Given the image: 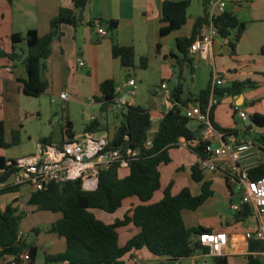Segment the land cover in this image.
<instances>
[{
  "label": "trees",
  "instance_id": "trees-1",
  "mask_svg": "<svg viewBox=\"0 0 264 264\" xmlns=\"http://www.w3.org/2000/svg\"><path fill=\"white\" fill-rule=\"evenodd\" d=\"M251 1V0H249ZM12 3V0H8ZM91 0H73V8H61L57 16L50 21V31L40 36L37 30H29L26 34L14 33L11 36L12 52L6 53L0 47V58H15L17 45L26 43V54L23 64L28 78L23 82V92L28 97L38 98L48 89V83L43 79L46 62L52 55L53 43L63 36L62 27L70 25L79 27L84 22V13ZM205 0V10L202 17L195 20L193 36L190 39H179L176 42L180 51V62L188 63L191 67L192 60L188 57V48L200 34V30L212 22L218 29L219 36L228 39L232 56H236L237 45L247 29V24L241 22L231 11L210 17L208 3ZM189 0L165 1L162 6L160 29L161 36L165 37L179 30L187 21ZM106 25L113 41L112 55L118 59L124 69L136 67V52L133 47L121 46L114 40L118 21L111 20ZM94 27V22L87 23ZM259 55L264 57V46ZM147 57H141L139 67H146ZM191 69H193L191 67ZM264 76V74H263ZM257 83L246 80L236 81L231 86L219 88L210 84L201 91L195 99L181 100L183 85L179 83L171 91V99L177 104L164 116L158 124L157 130L152 134L153 122L148 109L141 106L127 105L116 113L120 121L116 126L112 138L109 139L107 149H116L125 152L130 149L139 153L128 168V174L121 177L122 169L118 165L99 175V187L96 191L86 192L80 180L65 184L49 183L43 190L34 191L28 201L29 205L52 213H61L62 218L51 230L64 237L67 244L66 252L59 255L46 257V264L68 262V264H126V255L146 248L156 257L167 258L168 264H175L182 259L190 258L198 252L209 253V248L200 244L199 236L211 232L202 227L187 228L182 212L199 209L214 192L211 183L204 181V170L200 163L191 167V176L196 183H202L201 193L194 195L189 188L178 194L171 192V185L164 190V196L157 203H150L155 193L161 190L160 168L171 163L170 150L178 147L183 139L188 147L195 152L200 160L207 159L210 153L207 148L210 140L197 139L195 132L189 128L193 121L186 116L184 109L191 103H199L201 110L206 112L210 96L220 100L226 95L242 93L245 89L256 87ZM99 96L94 101L101 104V113L110 112L116 106L119 97L117 86L112 79L104 81L99 87ZM212 110L210 115L213 116ZM212 116L210 118H212ZM252 123L264 127V116L254 114L249 117ZM63 135L67 140L76 137L71 120H64ZM251 125L248 126L250 128ZM217 128V127H216ZM109 124L93 117L92 122L85 127L84 133L108 132ZM223 139L231 136L238 138L236 128H217ZM151 137L152 148L146 147V140ZM19 131L11 134V143L5 142V125L0 121V148L7 149L19 144ZM49 139H43L41 145L50 144ZM14 160L0 157V183L6 182L16 172ZM252 180L264 177V163H258L248 171ZM227 181V179H226ZM230 187V186H229ZM231 189V188H230ZM19 187L6 186L0 191V197L5 194L16 193ZM136 198L139 204L126 214L123 220H116L107 224L98 219L93 210H100L107 214L116 213L128 199ZM14 201L5 208L0 207V257H11L15 264H35L38 256V247L34 242L25 238L20 239V226L24 217ZM252 210L243 207L235 214L239 222L250 219ZM132 224L139 229L129 242L121 247L119 245V229ZM262 242L250 240L252 252L263 250ZM29 254V260L23 261L22 256ZM210 264H230L227 256L209 257ZM248 264H264L260 258L253 255L247 256Z\"/></svg>",
  "mask_w": 264,
  "mask_h": 264
},
{
  "label": "crops",
  "instance_id": "crops-1",
  "mask_svg": "<svg viewBox=\"0 0 264 264\" xmlns=\"http://www.w3.org/2000/svg\"><path fill=\"white\" fill-rule=\"evenodd\" d=\"M165 1H183V0H91L90 5L84 13V22L82 27L74 28L70 25L62 27L63 36L60 40L53 43L52 55L47 60V72L53 73L54 62L56 59H65L66 65L76 67L77 69H86L87 78L82 76L83 81L87 82L89 87L88 94L96 97V91L104 81L112 79L117 86L118 94L125 95L129 90L127 85L128 80L134 78L137 87V77L140 73L142 76L149 75L150 78L156 77V80H150V83H156L155 90L152 87V97L148 100L147 107L138 103L136 99L131 102L134 106L145 107L149 110L152 120H156L153 124H159L164 116L177 104L172 101L171 94L166 95L164 91L158 90L162 83H167L170 92L179 84L183 85L181 100L195 97L203 90L207 89L210 84H214L215 78L224 80V84L219 88L228 87L229 83L233 84L238 81L251 80L257 83L256 87L245 89L240 94L226 95L220 100L210 96L209 104L212 100H217L218 104L214 105L211 121L216 128H236L238 130V139L241 141H256L264 139V127H259L254 123H249V120L243 121L238 113V110L244 112L248 118L254 114L264 116V57L259 55L261 48L264 46V0H222L226 3V10L233 12L237 18L247 24V29L240 39L237 48L236 56H232L228 45V39L216 37L210 50L207 54L191 53L188 48V57L192 60L191 67L188 63L180 62V51L176 45L179 39H190L193 36L195 20L204 15L205 0H189L190 7L188 9L187 21L179 30L174 31L168 36H161L160 29L162 6ZM73 0H0V47L6 53L12 52L11 36L14 33L26 34L29 30H37L40 36H44L50 31V21L57 16L61 8H73ZM209 13L215 16L219 15L218 10L210 8ZM103 21L105 23L116 20L118 21V29L115 31L114 40L121 46L133 47L136 52V67L133 69H124L118 59L112 55L113 41L111 37L100 38L94 29L87 23L89 21ZM106 28V25H102ZM82 29V31H81ZM107 30V29H106ZM202 30V29H201ZM200 30V32H201ZM81 31V32H79ZM108 31V30H107ZM92 32L97 34L98 44L92 39ZM109 33V32H108ZM108 37V38H107ZM107 39V40H105ZM15 58L9 57L0 58V68L2 75L0 77V97L6 99L7 102L12 100H21V97L26 96L23 92V82L28 78L27 71L23 64V59L26 54V43L17 45ZM141 57H147L148 62L146 67H139ZM84 59L86 67L78 66V59ZM230 61V67L226 69L225 59ZM140 72V73H139ZM230 80L228 79V76ZM52 76V75H51ZM172 81H176L171 85ZM139 87L137 88V90ZM55 91V89H54ZM59 94L66 93L63 89L56 91ZM68 94V93H67ZM162 95V99H158ZM68 102L70 95L68 94ZM96 102V101H95ZM98 103V102H96ZM3 103L0 109L5 118L1 121L5 126L11 122V114L14 111L13 107ZM200 105L199 103H191V106ZM209 106V105H208ZM186 108V109H187ZM184 109V111H186ZM12 111V112H11ZM115 112L111 110L110 117L107 119L109 123L108 132H103L109 139L112 138L114 130L112 129L114 122L118 121ZM61 119L70 118L61 114ZM73 123V122H72ZM63 125V124H61ZM251 125L250 128L248 126ZM74 128V125H73ZM189 128L198 134L197 139H203V126L197 121H192ZM216 128V130H217ZM218 131V130H217ZM219 132V131H218ZM77 136V135H76ZM67 141L62 137L63 142ZM211 146L219 148L229 142V139L224 140L222 137H213L210 139ZM2 149V148H0ZM252 154V155H251ZM175 155L183 158L186 157L177 170L189 178L187 185L178 186L174 191L176 184L174 177H179L178 173L164 186L163 184V168H160L162 191L159 196L156 192L150 203H157L162 200L164 190L171 185L172 194L176 195L185 188H189L194 195H199L202 189V183H196L191 176V167L199 163V156L193 152L188 143L183 139L178 147L170 150L172 164L175 160ZM0 157H4L0 155ZM5 158V157H4ZM6 159V158H5ZM260 159L256 149L248 152L240 162V168H250L255 165ZM7 160V159H6ZM215 163L225 165L229 163V158L226 155L215 157ZM169 164V165H170ZM128 171V169H122ZM121 171V172H122ZM204 181L211 183V188L216 193V188L227 191V202L231 209L235 212L233 220L224 219L219 213L218 217H214L213 221H199L198 226L211 230V232H225L228 234V244L223 248L221 256H227L230 264H248L247 256L252 255L250 250V241L245 237L248 230V220L239 222L235 219V211L232 206L237 205L241 201V194L230 189L226 176L222 171L204 170ZM182 181L179 183L181 184ZM33 193V189L29 186H22L16 193L5 194L0 197V207L3 209L6 205L17 201L16 205L24 217L22 219V227L25 239L32 241L38 247V256L35 264H46V257L49 255H59L66 252L67 244L64 237L53 232L51 228L62 218L61 213H52L38 209L37 206L29 205L28 201ZM158 195V196H156ZM236 195H239L237 198ZM156 197V198H155ZM207 200V201H208ZM206 201V202H207ZM205 202V203H206ZM136 198L128 199L123 206L114 214H110L116 219L105 222L107 224L114 223L116 220H123L125 215H131L132 211L138 204ZM205 203L199 208L201 209ZM199 209L195 210L198 211ZM186 211V210H184ZM183 211V212H184ZM189 211V210H187ZM182 212V217L186 227L185 216ZM194 212V211H193ZM120 213V214H119ZM190 221V228H196V224L187 216ZM210 220V219H209ZM188 222V221H187ZM208 222V223H207ZM28 223V224H27ZM189 223V224H190ZM207 224V227H204ZM133 227V228H132ZM139 229L132 224L119 229V245L124 247L131 240ZM203 252H198L194 256L182 259L175 264H203L207 263ZM126 264H168L167 258L156 257L152 255L146 248L134 251L125 256L123 259ZM11 257H0V264H10ZM50 264H68V262L50 263ZM208 264V263H207Z\"/></svg>",
  "mask_w": 264,
  "mask_h": 264
},
{
  "label": "built area",
  "instance_id": "built-area-1",
  "mask_svg": "<svg viewBox=\"0 0 264 264\" xmlns=\"http://www.w3.org/2000/svg\"><path fill=\"white\" fill-rule=\"evenodd\" d=\"M208 8L218 10L220 14L226 11V3L222 0H210ZM213 13L210 17H214ZM96 32L100 38L108 35V31L99 23L94 25ZM219 37L218 29L212 22L204 26L190 47V52L207 54L212 46L214 39ZM78 66L86 67L83 59H78ZM2 68H0V77ZM224 80L215 78L213 86H221ZM129 90L126 96L119 94L116 100V108L118 110L131 102L137 95V83L134 78L128 80ZM158 90L164 91L166 95L171 92L167 83H162ZM68 94L63 93L60 99L68 100ZM218 104L217 100H212L206 112L201 110L200 105L187 108L186 116L197 121L203 126L204 140H210L213 137H222V134L216 130L210 119L209 112L211 108ZM239 116L243 121L249 120L248 116L238 110ZM153 121V120H152ZM153 122H156L154 120ZM109 137L105 134L100 136L97 133H83L67 140L62 144L40 145L36 155H30L15 161L16 172L4 183H0V191L6 186L22 187L29 186L34 191H41L49 183L65 184L67 182L80 180L82 188L86 192L96 191L99 185V175L101 172L109 170L112 166L118 165L120 169H128L131 161L136 159L138 152L126 150L121 152L116 149H107ZM146 147L152 148V139L146 140ZM256 149L260 159L258 163H264V139L256 141H241L235 136L229 138V142L219 148L211 145L207 148L210 153L209 158L199 161L202 170L222 171L227 179V183L232 190L241 194V201L232 208L240 211L243 207H249L252 215L248 220V230L245 237L248 241L255 240L262 242L264 245V177L252 180L248 171L250 168H240L239 162L247 156L248 152ZM226 155L229 163L218 165L215 163V157ZM252 155V154H251ZM19 238L24 239L23 232L20 231ZM200 244L209 248V253L204 254L205 258L221 256L223 248L228 244V234L225 232H206L199 236ZM256 258H260L264 262V249L252 252ZM23 261L29 260V254L22 256ZM10 264H15L12 262ZM207 264V263H203Z\"/></svg>",
  "mask_w": 264,
  "mask_h": 264
},
{
  "label": "rangeland",
  "instance_id": "rangeland-1",
  "mask_svg": "<svg viewBox=\"0 0 264 264\" xmlns=\"http://www.w3.org/2000/svg\"><path fill=\"white\" fill-rule=\"evenodd\" d=\"M94 23V25L99 24L98 21ZM105 29H108L107 26ZM91 35L94 43L98 44L99 37L97 34L92 32ZM107 36L110 37L111 34L108 33ZM225 62V67L227 69L230 67V61L226 58ZM47 68L48 66L46 63V69L43 71V79L47 81L48 89L44 95L38 98L23 96L19 101L11 99L10 102H7L6 99H3L2 101L0 97V106L4 103L7 107V104L9 103L14 110L13 112L11 111V122H7L5 126V142L11 143V134L14 130L19 131L20 138L18 145L11 146L7 149H0V155H3L7 160L17 161L29 157L30 155H36L43 139H49L53 144H60L62 137L64 138L63 125L65 121L61 119L62 113L65 116H68L73 122L74 131L77 136L84 133L85 127L92 122L93 117H97L104 122H107V119L110 117L111 111L101 113V104L96 103L93 96L88 94L89 87L87 82L82 79V76L86 78L88 77L86 69H77L73 66L69 68L66 65L65 59H56L54 62V69L52 70L53 73H49V75ZM142 74L143 73H140L137 77L139 89L137 90V95L134 99H136L138 103L147 107L148 100L151 97L154 99L153 94H151V89L154 87L153 89L155 90V86H157L156 83H150V80L153 79V81H155L156 77L150 78L149 75L142 76ZM230 77L231 76L229 75V80ZM175 83L176 81H172L171 85H174ZM228 85L231 86L232 84L229 83ZM60 89H63L64 92L70 95L68 102H64L60 99V92L56 93V91H60ZM97 95L98 90L96 91V96ZM162 98L163 96L159 95L158 99L160 100ZM112 109L113 112L117 113L118 110L116 106L112 107ZM2 113L4 112L0 109V118H5ZM1 120L2 119H0V121ZM119 123L120 121L114 122L112 129L119 125ZM157 126V124H153L152 134L157 130ZM97 135H102V132L97 133ZM175 157L176 158L172 164L163 168V184L165 186L170 179L174 177V174L178 173L179 177L173 178L176 182L174 186V191L176 192L178 191L176 190L178 186L187 185L189 178L183 173V171L177 170L182 163L185 164L183 160H185L186 157L183 158V156L180 157L177 155H175ZM127 174L128 171H122L121 177H124ZM180 181H182L181 184L179 183ZM161 193L162 191H158L157 194L160 196ZM227 195V191L216 188L215 196L208 200L201 209L194 212L187 210L184 211L183 214L188 228L192 226L190 221L187 220V216L197 225L196 228L199 227V221H213L214 217H218L219 213L224 219L232 221L235 212L231 209L230 204L226 200ZM236 196L237 198L239 197V195ZM93 212L98 219L104 222H109L117 218L100 210H93ZM206 225L207 224H204V227H207ZM206 261L210 264L209 259H206Z\"/></svg>",
  "mask_w": 264,
  "mask_h": 264
},
{
  "label": "water",
  "instance_id": "water-1",
  "mask_svg": "<svg viewBox=\"0 0 264 264\" xmlns=\"http://www.w3.org/2000/svg\"><path fill=\"white\" fill-rule=\"evenodd\" d=\"M249 123H251V120H249ZM196 137H198V134H196ZM98 187H99V185H98Z\"/></svg>",
  "mask_w": 264,
  "mask_h": 264
}]
</instances>
